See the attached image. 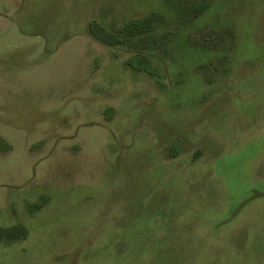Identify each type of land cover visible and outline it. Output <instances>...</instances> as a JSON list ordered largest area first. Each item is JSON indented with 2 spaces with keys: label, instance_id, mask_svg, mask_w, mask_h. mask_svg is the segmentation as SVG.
<instances>
[{
  "label": "rangeland",
  "instance_id": "374dc122",
  "mask_svg": "<svg viewBox=\"0 0 264 264\" xmlns=\"http://www.w3.org/2000/svg\"><path fill=\"white\" fill-rule=\"evenodd\" d=\"M0 264H264V0H0Z\"/></svg>",
  "mask_w": 264,
  "mask_h": 264
},
{
  "label": "trees",
  "instance_id": "16d2710c",
  "mask_svg": "<svg viewBox=\"0 0 264 264\" xmlns=\"http://www.w3.org/2000/svg\"><path fill=\"white\" fill-rule=\"evenodd\" d=\"M151 17V15H148V16H146L144 19H136V20H133V21H131L130 23H129V25H128V27L129 28H134L135 26H138V25H141V24H143V23H145L146 22V20L147 19H149ZM92 30H94V29H92ZM96 30H94V32H95ZM133 63V62H132ZM134 64V63H133ZM135 66V65H134Z\"/></svg>",
  "mask_w": 264,
  "mask_h": 264
}]
</instances>
